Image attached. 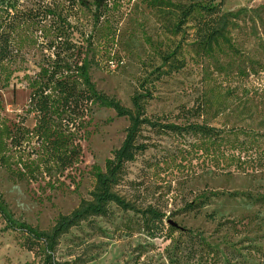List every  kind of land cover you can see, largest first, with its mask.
<instances>
[{
  "label": "rangeland",
  "instance_id": "rangeland-1",
  "mask_svg": "<svg viewBox=\"0 0 264 264\" xmlns=\"http://www.w3.org/2000/svg\"><path fill=\"white\" fill-rule=\"evenodd\" d=\"M50 3L51 0H19V4ZM91 1V0H87ZM212 0H108L107 7L76 12L81 29L95 43L108 48L99 66L92 67L91 79L97 90L113 97L126 108L136 94L143 100L148 117L175 115L180 107H192L202 98L212 111L231 108L228 93L240 87L245 77L264 64V0H215L223 13L236 14L227 31L231 47L221 45L211 54L196 42L193 22L176 34V5ZM102 44V45H101ZM178 49L167 64L164 57ZM41 53L24 44L15 66V76L38 72ZM181 67L176 70L175 67ZM249 88V87H248ZM241 89L236 94L241 96ZM235 100V98L233 99ZM2 115L17 121L23 115L28 91L22 82L12 80L2 91ZM228 113V110L225 114ZM226 121L218 117L215 125ZM232 121V120H230ZM26 124L31 125L29 118ZM128 118H118L112 110L97 109L89 127V138L82 143V163L71 172L60 189L44 183L12 181L0 168V193L15 216L40 231H49L59 215L73 211L81 200L89 199L94 188L93 165L103 167L111 151L124 140ZM152 146L126 165V174L117 190L137 207L152 205L162 210L179 227L202 234L220 253L232 245L241 255L237 264H264V174L214 173L201 156L189 151L190 140L143 131ZM221 194L210 199L200 213H184V204L203 194ZM236 195V196H232ZM251 196L250 201L246 196ZM180 211V212H178ZM219 223H227L218 227ZM0 217V264H42L37 249L27 250L24 236L5 230ZM167 224L155 237L142 229L140 216L114 206L108 218H91L73 228L60 240L55 261L60 264H166ZM177 234V233H175ZM236 245V246H235ZM220 255L218 264H225Z\"/></svg>",
  "mask_w": 264,
  "mask_h": 264
},
{
  "label": "trees",
  "instance_id": "trees-1",
  "mask_svg": "<svg viewBox=\"0 0 264 264\" xmlns=\"http://www.w3.org/2000/svg\"><path fill=\"white\" fill-rule=\"evenodd\" d=\"M107 2L51 0L20 5L19 0H0V168L12 181L38 186L44 183L50 189L64 187L66 180L73 183L71 172L82 163V143L89 138L95 111L112 110L116 117L129 120L121 145L111 151L103 167H91L94 188L89 199L81 200L69 214L59 215L49 231H40L16 219L0 193L4 229L21 233L27 250L41 252L42 264H60L54 255L59 240L91 218H108L114 206L140 216L142 229L152 237L162 233L167 224L166 238L170 244L164 255L166 264H218L220 255H225V264H237L234 255L241 254L234 246L226 245L220 253L202 234L179 227L170 215L152 205L137 207L121 196L117 187L126 174V165L152 146L144 139L145 130L190 140L187 153L196 158L202 156L214 173L263 175L264 64L252 73L255 79L241 73L245 76L241 86L228 93L229 100L234 102L230 103L231 108L212 111L211 102L204 97L192 107H180L175 115L148 117L143 103L151 98L148 92L134 95L132 107L126 108L97 90L91 79L92 67L99 66L98 61L107 56L108 48L78 29L80 16L76 12L92 7L100 11L107 7ZM215 2L176 5L178 23L174 32L181 33L193 22L196 42L207 54L221 45L231 47L227 31L231 20L237 17L223 13ZM25 43L35 47L42 58L38 72L30 75L24 71L22 77H17L15 64ZM178 52L175 49L164 57L163 64L174 60ZM14 79L28 91L25 111L17 116V121L2 115L1 101L2 91ZM239 89L240 97L236 94ZM218 117L226 121L215 125ZM29 118L31 125L26 124ZM219 196L222 195L216 192L203 193L185 203L180 211L197 215L210 199ZM246 198L254 200L249 195ZM226 224L219 223L218 227Z\"/></svg>",
  "mask_w": 264,
  "mask_h": 264
},
{
  "label": "water",
  "instance_id": "water-1",
  "mask_svg": "<svg viewBox=\"0 0 264 264\" xmlns=\"http://www.w3.org/2000/svg\"><path fill=\"white\" fill-rule=\"evenodd\" d=\"M170 223H171V221H170Z\"/></svg>",
  "mask_w": 264,
  "mask_h": 264
}]
</instances>
